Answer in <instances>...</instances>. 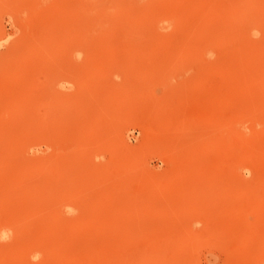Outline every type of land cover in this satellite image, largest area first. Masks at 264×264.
Here are the masks:
<instances>
[{"label":"rangeland","instance_id":"1","mask_svg":"<svg viewBox=\"0 0 264 264\" xmlns=\"http://www.w3.org/2000/svg\"><path fill=\"white\" fill-rule=\"evenodd\" d=\"M112 1L0 0V264H264V0Z\"/></svg>","mask_w":264,"mask_h":264},{"label":"bare ground","instance_id":"2","mask_svg":"<svg viewBox=\"0 0 264 264\" xmlns=\"http://www.w3.org/2000/svg\"><path fill=\"white\" fill-rule=\"evenodd\" d=\"M110 1H112V0H109V2H110ZM109 2H108V3H109ZM112 3H114V2L112 1ZM189 3H190V2H189ZM84 4H85V3H84ZM115 4H116V3H114L113 6H115ZM125 6H126V5H125ZM142 6H143V5H142ZM143 7H144V6H143ZM196 7H197V6H196ZM117 8H118V7H117ZM185 8H186V7H185ZM105 9H106V8H105ZM110 9H111V8H110ZM114 9H115V8H114ZM200 9H201V8H200ZM79 10H80L81 12H83V10H85V7H84L83 3L79 6ZM103 10H104V9H103ZM115 10H116V9H115ZM129 10H130V9H129ZM141 10H142V9H141ZM145 10H146V9H145ZM177 10H178V9H177ZM185 10H186V9H185ZM205 10H206V9H205ZM116 11H117V10H116ZM91 12H92V11H91ZM91 12H90V13H91ZM112 12H113V11H112ZM150 12H151V11H150ZM162 12H164V11H162ZM173 12H174V11H173ZM173 12L171 11L170 13L168 12V14L164 15V18H162V19H163V21L166 20L167 24H166L165 22H162V24H161L160 26L157 25V24H158V21L160 20V19L158 20V17L160 18V16L157 15L158 17H157V19H155V20H157V22H156V23H157V24H156L157 27H156V28L154 27L155 29L153 28V31L155 30V32H156V33L158 32V33H157V36H156V35H152V36H156V38L159 39V40H160V39H165V40L168 39V41H169V40L172 41V39H174L175 31H174V34H172V35H173V38H172V39L169 37V36L171 35V32H169V33H165L169 28H172V30L177 28V26H176L177 23L174 22V21H175V18L177 19V17H174V15L176 16V14H174ZM114 13H115V12H114ZM130 13H131V12H130ZM139 13H140V12H139ZM139 13H138V16H139ZM152 13H153V12H152ZM152 13H151V14H152ZM154 13H155V12H154ZM154 13H153V15H155ZM172 13H173V14H172ZM191 13H192V12H191ZM200 13H201V12H200ZM160 14H162V13H160ZM163 14H164V13H163ZM186 14H187V13H186ZM196 15H197V14H196ZM91 16H93V15H91ZM98 16H99V15H98ZM148 16H149V15H148ZM87 17H88V16H87ZM151 17H152V16H151ZM154 17H155V16H154ZM161 17H163V15H162ZM88 18H89V17H88ZM140 18H141V17H140ZM102 19H103V18H102ZM151 20H152V19H151ZM95 21H96V23H97L98 20H95ZM133 21H134V19H133ZM141 21H142V19H141ZM143 21H144V20H143ZM94 23H95V22H94ZM145 23H146V22H145ZM164 23H165V24H164ZM163 24H164V25H163ZM96 25H97V24H96ZM153 25H154V24H153ZM156 25H155V26H156ZM147 26H148V25H147ZM92 27L95 28V24L92 23L91 28H92ZM131 27H132V26H130V28H131ZM142 27H143V26H142ZM89 28H90V27H89ZM93 28H92V29H93ZM191 29H192V28H191ZM99 30H100V28H99ZM117 30H118V28H117ZM132 30H133V29H132ZM146 30H147V29H146ZM177 30H179V28H178ZM193 30H194V29H193ZM153 31H151V32H153ZM159 31H160V32H159ZM191 31H192V30H191ZM84 32H85V33H89V32H90V29H87V28H86V29L84 30ZM84 32H83V35H84ZM137 32H138V31H137ZM149 32H150V30H149ZM172 32H173V31H172ZM193 32H195V31H193ZM156 33H155V34H156ZM176 33H177V32H176ZM188 33H191V34H192V32H188ZM90 34H92V33H90ZM216 34H217V33H216ZM175 35H176V34H175ZM147 36H149V35H147ZM191 36H192V35H191ZM201 36H202V35H201ZM211 36L214 37V36H216V35L211 34L210 37H211ZM149 37H150V36H149ZM186 37H188V36H186ZM213 37L211 38V40H210L209 38H207L206 43H209L210 41L213 42V41H212ZM219 37H220V35L218 34V36L215 37L216 40L214 39V42H215V41H216V42H219V40H220ZM123 38H125V37H123ZM132 38H133V36H131V39H132ZM152 38H153V37H152ZM169 38H170V39H169ZM178 38H179V37H178ZM188 38H189V37H188ZM193 38H194V37H193ZM131 39H129V41H131ZM154 39H155V37H154ZM157 39H155V40L158 41ZM186 39H187V38H186ZM208 39H209L210 41H208ZM135 40H136V39H135ZM135 40H134V41H135ZM192 40H193V39H192ZM221 40H223V39H221ZM129 41L127 40V42H129ZM147 41H148V40H147ZM156 41H155V42H156ZM170 41H169V42H170ZM179 41H180V40H179ZM122 42H124V41H122ZM149 42H150V41H149ZM204 42H205V41H204ZM220 42H221V41H220ZM220 42H219V43H220ZM158 43H159V42H157V46H159ZM161 43H162V42H161ZM166 43H167V42H166ZM224 43H225V42H224ZM224 43H223V44H224ZM118 44H119V41H118ZM124 44H125V42H124ZM134 44H135V43H134ZM154 44H155V43H154ZM172 44H173V43H172ZM178 44H180V43L178 42ZM185 44H186V40L183 39L182 42H181V46H183V45H185ZM202 44H203V43H202ZM211 44H213V43H211ZM214 44H215V43H214ZM120 45H121V44H120ZM160 45H161V44H160ZM174 45H175V43H174ZM188 45H190V44H188ZM191 45H192V44H191ZM200 45H201V44H200ZM206 45H207V44H206ZM172 46H173V45H172ZM204 46H205V45H203V48H204ZM209 46H210V44H209ZM214 46H215V45H214ZM175 47H176V46H175ZM190 47H191V46H190ZM181 48H182V47H181ZM183 48H184V47H183ZM206 48H207V46H206ZM206 48H204V49H206ZM212 48H213V47H212ZM208 49H209V48H208ZM36 50H37V49H36ZM203 51H204V50H203ZM208 51H209V50H208ZM205 53H207V52H205ZM216 64H217V63H216ZM223 67H226V65L223 66ZM223 67H222V68H223ZM210 70H212V69H210ZM3 75H4V74H3ZM10 83H11V82H10ZM27 83H28V82H27ZM1 90H2V89H1ZM3 90H4V89H3ZM18 93H19V92H18ZM2 94H3V93H2ZM3 112H4V111H3ZM242 118H243V117H242ZM246 119H247V118H246ZM254 119H255V118H254ZM240 120H241V119H240ZM240 120H239V121H240ZM244 120H245V119H244ZM241 122H242V121H241ZM254 122H256V121H254ZM254 122H253V123H254ZM239 124H240V122H239ZM239 124H238V125H239ZM236 126H237V125H236ZM240 126H241L243 129L245 128L246 125H245L244 121L240 124ZM250 126L252 127V124H251ZM256 126H257V125H256ZM241 127H240V128H241ZM2 173H3V172H2ZM2 173H0V175H1ZM10 181H11V180H10ZM9 184H10V183H9ZM11 214H12V213H11ZM6 217H7V216H6ZM0 219H1V218H0ZM2 219H3V218H2ZM5 219H7V218H5ZM10 220H11V219H10ZM12 220H13V219H12ZM2 222H3V220L0 222V224H2ZM8 222H9V221H8ZM8 222H7V223H8ZM3 223H4V222H3ZM3 225H4V224H3ZM6 225H7V224H6ZM6 225H5V226H6ZM8 228H9V227H8ZM12 228L14 229V227H12ZM1 229H2V228H1ZM4 230H5V229H4ZM0 231H1V230H0ZM12 234H14V233L12 232ZM172 236H173V235H172ZM179 236H180V235H179ZM33 252H34V251H33Z\"/></svg>","mask_w":264,"mask_h":264}]
</instances>
